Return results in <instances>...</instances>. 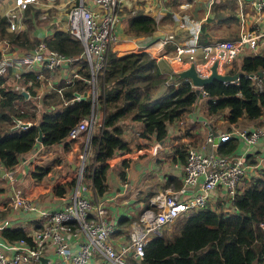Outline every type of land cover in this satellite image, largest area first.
Wrapping results in <instances>:
<instances>
[{"label": "trees", "instance_id": "1", "mask_svg": "<svg viewBox=\"0 0 264 264\" xmlns=\"http://www.w3.org/2000/svg\"><path fill=\"white\" fill-rule=\"evenodd\" d=\"M237 3V0L213 3L210 20L224 17L229 23L239 25ZM32 9L35 8L30 3L25 5L23 21L26 29L21 31L10 30L6 16L0 15V41L5 39L14 47L32 48L39 40L29 36L34 18L39 12L38 8L36 12H31ZM224 12L226 14L223 16ZM166 18L173 20L171 13H167ZM174 22L180 27L184 25L182 20ZM156 27L153 17L138 10L127 19L125 33L146 35L153 33ZM215 28L207 31L205 23H202L199 41L207 43L214 39H235L239 36L237 30H232L227 36H215ZM173 33L176 39V33ZM44 40L49 48L67 55L78 56L82 52L80 40L67 29L55 30L51 37ZM238 57L240 62L233 67L225 64L224 71L233 74L241 69L244 74L230 82L215 79L203 87L207 92L204 98L206 113L220 116L229 124L242 119H255L264 112V51L261 54L245 53ZM75 67L80 77L65 86L61 93L50 90L44 95L42 103L47 105V109L41 112L38 120L35 105L30 104V101L27 104L24 94L6 86L3 78H0V163L7 169L12 168L21 155L35 146L39 130L42 131V143L45 145L63 141L82 117L97 109L102 118L90 137L95 163L86 167L85 176L95 194L103 196L107 190V159L117 151L130 152L133 148L123 136L127 126L124 120L140 123L141 137L149 141H162L168 135L171 125L175 122L177 124L191 110L198 94L188 79H179L176 74L166 83L167 76L146 51L118 55L108 50L105 63L97 74L98 104L95 107L91 95L83 100H71L75 92L82 93L89 88L84 81V78L90 77L88 63L78 58ZM258 70L263 73L260 83L249 76ZM24 75L33 80L29 90L39 85L35 73L29 71ZM61 84L62 81L57 86ZM162 86V93L155 95ZM31 94H35V91L31 90ZM21 102L28 105V109H22ZM15 120L31 123L21 127L16 125ZM135 146L141 148L140 144ZM237 146L236 139H228L218 144L217 152L227 155L234 152ZM65 147H68V143ZM172 150L174 159L183 163L187 147L175 146ZM121 164L126 165L127 162L123 160ZM49 170L50 166L37 165L31 175L35 180H42ZM119 175L124 179V168L119 171ZM74 182L75 178L58 184L56 194L63 195L67 186H72ZM171 183L175 187L180 185L175 176L168 175L159 188L165 189ZM153 193L151 186L150 189L137 191L134 201L141 202L138 215L149 206ZM234 205L237 211L233 213L223 211L218 205L217 209L204 208L177 217L166 225L161 235L152 236L148 240L141 264H264V229L259 226L260 222H264V170L258 176L245 178L244 187L235 195ZM138 215L120 217L118 224H125L130 231V223L138 220ZM171 225L172 229L168 232L167 227ZM1 234L6 240L27 237L23 227H4Z\"/></svg>", "mask_w": 264, "mask_h": 264}, {"label": "built area", "instance_id": "2", "mask_svg": "<svg viewBox=\"0 0 264 264\" xmlns=\"http://www.w3.org/2000/svg\"><path fill=\"white\" fill-rule=\"evenodd\" d=\"M213 1L208 0V4H212ZM237 1L245 8L242 0ZM31 2L36 3L38 0H19L18 5L9 7L4 16L8 20L10 30L18 31L22 23L23 8ZM96 2L99 9H93L85 1L79 0L67 11V30L82 44V52L78 56L51 49L45 40L40 38L32 50L29 49L30 51L21 53L10 51L1 55L0 78L5 77L12 68H17L13 71L14 83L9 87L21 93L25 92L28 100L39 96L37 93L41 87L45 94L50 90L61 93L65 86L80 77L75 61L81 58L86 60L90 71V77L84 78L89 85L88 90L84 92L87 96H92L96 107L97 74L105 63L107 51L111 50V45L118 40L116 27L119 21L117 0ZM249 3L259 13L264 10V0H250ZM238 16L240 24L238 38L201 43L199 41L201 21L187 14H172L174 20L183 21L182 25L188 29V36L182 42L176 41L174 33L171 32L159 40L157 49L148 52L157 63V60L164 56L171 67L166 83L171 81L174 73L186 69L191 63H194L197 74L205 77L209 75L214 60H217L218 71L223 72L225 64L244 51L261 54L264 47V32H260L254 23L250 27L245 24V14L241 8ZM167 43L174 45L173 52L159 54L161 47ZM145 48L138 46L136 52L145 51ZM198 50L200 56H197ZM54 70L61 72L64 70L60 86L46 75ZM29 71L35 73L39 80V85L31 89L35 94H31L29 90L33 80L24 75ZM253 77L260 83L259 76ZM191 86L195 88L194 85ZM200 91L203 93L202 97H207L203 87H200ZM82 94L83 92H75L71 100H80ZM48 108L50 109V106ZM259 117L255 118L259 121L252 128L245 125L242 127L237 122L229 124L224 129L209 128L201 144L187 145L186 158L181 165V185L178 188L170 186L155 193L149 200V206L140 211L138 220L117 245L113 242L117 229L116 222L107 214L105 199H93L86 193L89 183L85 176L89 140L84 139L82 150L77 154L79 162L76 166L75 182L69 200L61 208L51 210L40 206L34 200L22 196L20 188H14L13 206L26 212H37L38 226L26 231V238L0 240V264H141L148 240L152 236L161 235L166 225L177 217L204 208L217 209L218 205L228 213L237 211L234 198L244 187L245 178L258 176L264 170L259 168L264 164V154L254 158V161L249 158L250 148L264 137V112ZM97 121L96 109L82 117L70 129L66 138L76 140L82 137L83 133L90 132L91 126L97 124ZM15 122L21 127H27L31 123L19 120ZM24 123L26 125H23ZM179 124L184 128L181 121ZM233 138L243 143L244 148L241 152L234 151L227 155L217 152L218 144ZM215 139L218 142H214ZM16 171L15 167L4 169L5 176L13 183H16ZM8 226H11L10 220L2 219L0 230ZM259 226L264 229V222H260ZM40 256L47 257V261H41Z\"/></svg>", "mask_w": 264, "mask_h": 264}, {"label": "crops", "instance_id": "3", "mask_svg": "<svg viewBox=\"0 0 264 264\" xmlns=\"http://www.w3.org/2000/svg\"><path fill=\"white\" fill-rule=\"evenodd\" d=\"M82 1H85V3L93 9H99V4L96 2V0ZM220 1L224 0H214L213 3H217ZM78 2L79 0H38V2L36 3L31 2V5L35 8L32 9L31 12H36V8H38L39 12L37 14V17L34 18V25L29 33V36L38 39H47L53 35L55 30L67 29V11L71 5ZM241 2L245 3V8H243L241 4L237 3V15L239 9L241 8V10L245 14V24L250 27L252 26V23H254L260 32H264V10L260 11V13L257 10H254L249 3L250 0H242ZM213 3L209 5L208 0H117L119 21L117 23L116 33L118 36V40L111 45V50L120 55L126 52H136L137 47L142 46L146 47L145 51L150 52L149 50H151L153 52L159 47V40L173 31L176 33V39L182 42L188 36V29L185 26H183V28L178 24L175 25L174 20H168L166 18L167 13H175L178 15L188 14L194 19L200 20L201 24L205 23L207 31L216 27L215 36H227V34L232 30L239 31L240 24H231L229 23L230 21H226L224 17L221 19L214 18L213 20H210V17H212L211 8ZM18 4L19 0H0V15L6 14V11L9 9V7ZM138 10L155 19L157 27L153 33L146 35H129L125 33V29L127 27V19L131 15H134ZM24 11L25 8H23V16ZM225 14L226 13L224 12L222 15L224 16ZM23 16L21 21L22 23L18 31L26 29V24L23 21ZM208 17L209 19L206 21ZM45 18H48V20L45 22L39 20ZM173 48L174 45L172 43H167L165 46L161 47V50L158 53L171 54L174 50ZM29 49L32 50L31 48ZM29 49L14 47L13 44H9L5 39H2L0 41L1 55L9 53L10 51L19 53L30 51ZM245 53L250 52L244 51L241 54ZM157 61L160 69L168 77L171 67L169 66L165 57L162 56ZM14 70H17V68H12L9 73L5 77H3L4 84L6 86H10L14 83ZM174 74L177 75V73ZM46 75L50 77L53 82L60 83L64 77V70L62 72L59 70H54L51 72V74L46 73ZM163 89L164 87H160L157 92H162ZM37 95L39 96L29 100L26 99L25 96L24 100L27 102V104L30 101L35 105L36 117L38 120L41 117V112L44 111L42 109L47 108V105H44L42 103L45 95L42 87ZM204 98L205 97L199 99L197 98V101L193 105L191 110L186 112L182 119L179 120V122L181 121L184 124V128L180 127L179 122L177 124L175 122L171 125L168 135L162 141H149L144 137H141L139 135L141 131V124L138 122H131L128 119L124 120V123H126L127 126L123 132H126L129 128H132V132L135 131L134 133L136 135H139V137H137L138 142H135V144L141 143V148H138V146L132 144L130 136L125 137L123 135L124 138L129 141L130 145L133 146L130 152L140 154L143 153L142 151H148L146 152L148 153L147 156L149 157L148 163L152 164L153 162L152 166L158 168V170H153V174L155 173V177L158 180H150L149 178L153 175L143 174V166L137 165L138 162H135L136 158H133L131 162H128L130 164L135 162L131 167L136 168V178L138 176L141 177V186L138 190L145 188L150 189L151 186L153 187L154 191V193L151 195L152 197L159 190H164L159 187L162 183L165 182V178L168 175L175 176L178 184L181 185L182 163L178 159H174V153H172L173 147H183L189 144L199 145L202 143L203 138L208 132L209 128L222 129L221 127H228L229 123L223 120L222 117H214L206 113ZM22 105L20 104V107L24 110L28 109L29 107L28 105L24 104V102L22 103ZM101 118L102 114L98 112V123L101 121ZM258 121L259 119H242L240 121H237V123L239 125H245L252 128ZM83 140V136L76 140L66 138L63 141L51 145H44L42 141H37L35 146L28 152L21 155L20 160L13 166L17 169L15 175L16 183H13L7 179L5 173L2 172V170H4L6 167L2 166L0 163V222L2 219H9L11 223L10 227H23L25 231H31L33 228H36L38 226V220H36L37 212H26L19 207L15 208L13 206L12 202L14 188L17 187L21 189L22 196L34 200L40 206L47 207L51 210L61 208L66 203V201L69 200L73 186H67L66 191L63 195L56 194L55 188L58 186V184L70 181L74 178L76 166L79 162V160L77 159V154L82 150ZM180 140H182V142L188 140L194 141L184 142L183 145H178V141ZM66 143H68L67 148L65 147ZM155 144H161L164 146L162 147L161 154L159 152V145L158 149L154 151L153 146ZM243 148V143L238 142V146L235 151L241 152ZM262 154H264V137H261L259 142L255 146H252L250 148L249 158L254 161V158ZM142 155L143 154L139 156ZM114 156L110 159H107V163L109 165V168L111 169L116 166V164L114 163L116 157ZM92 157L88 166H92L95 163ZM37 165L48 167L50 166L49 172L43 177L42 180H35L31 175V171L34 170ZM259 168L264 169V164ZM130 170L126 173L129 180L131 179ZM110 171L111 170H109L110 175L108 179L109 182L114 185L110 186L109 191L106 194H104L103 196H97L89 181L86 193L93 199H105L107 214L116 222L117 229L113 236V242L115 245H117L125 236L126 229L125 224H118V219L123 216L131 217L138 215L139 209L141 207V202L134 201L135 196L133 195L137 192L127 187V182L120 179L119 173L113 170L111 172ZM142 178L145 179L142 180ZM149 181H153V183ZM124 183L126 185H124ZM171 184L172 185L170 186H173L174 188H178L180 186L179 185L178 187H175L174 183ZM189 193L191 192L189 191ZM135 221L132 220V222L130 223L131 227ZM0 240H6L2 236L1 230Z\"/></svg>", "mask_w": 264, "mask_h": 264}, {"label": "rangeland", "instance_id": "4", "mask_svg": "<svg viewBox=\"0 0 264 264\" xmlns=\"http://www.w3.org/2000/svg\"><path fill=\"white\" fill-rule=\"evenodd\" d=\"M188 15V14H187ZM189 17H191L190 15H188ZM193 18V17H192ZM40 21H43V22H45V21H47L48 20V18H45V19H39ZM223 39H225V38H223ZM226 39H230V38H226ZM264 48V47H263ZM261 49V51H264V49ZM123 54V53H122ZM201 55V53H200V51L198 50L197 51V56H200ZM200 59H202V57L200 58ZM238 62H240V60H239V57L236 59V60H234L233 59V61L231 60L230 62H228V64H231V67H233L234 66V64H238ZM223 72H225L224 70H223ZM162 87H164V86H162ZM159 90V89H158ZM164 90V89H163ZM162 90V91H163ZM160 93H162L161 91L160 92H157L155 95H159ZM206 98V97H205ZM22 103V102H21ZM30 104H32V102H30ZM22 105V104H21ZM22 106H24V105H22ZM42 110H45V108L44 109H42ZM98 125V121H97V124H95V125H93V126H91V130H90V132L89 133H83V139H88L89 140V146H88V148H87V151H86V155H87V165L90 163V159H91V157L93 156V152H92V147H91V144H90V137H91V134H93L94 132H95V130H96V126ZM240 126H242V127H245V126H243V125H240ZM222 129H224L225 127H221ZM135 131H133L132 132V128H129L126 132H124V136L125 137H129L130 136V140H131V142H132V144L134 145L135 144V142H138L137 141V137H139V135H136L135 133H134ZM191 141H194V140H188V141H184V142H191ZM184 142H182V140H180V141H178V145L179 144H184ZM147 143V142H146ZM141 144V143H140ZM159 145V152H160V154H161V152H162V147H164L163 145H161V144H158ZM195 145V144H194ZM153 149H154V151H156L157 149H158V146L156 147L155 145L153 146ZM134 151V150H133ZM143 153H140V154H138V153H135V152H130V153H127V152H125V153H122L121 151L119 152V151H117L116 152V154H115V156L114 157H116V159H115V164H116V166L114 167V168H108V170H107V179H106V182H107V190H106V192H105V194L109 191V188H110V186L112 185H114V184H111V182H109V179H108V177H109V170H113V171H116L117 173H119V171L122 169V168H124V176H123V178L124 179H122V181H126L127 182V187H129V188H131L132 190H134V191H138V189L140 188V186H141V177L140 176H138L137 178H136V168H133V167H131V166H133V164L136 162H138V164L137 165H142L143 167H142V173L143 174H152L153 176H151L149 179L150 180H153V179H155L156 181L158 180L156 177H155V173L153 174V170H158V168H156V167H154V166H152V164H153V162H152V164H150V163H148V153H146V152H148V151H142ZM141 154H143L142 156H139V155H141ZM119 158V159H118ZM133 158H136V161L134 162V163H132V164H130V163H128V162H131V160L133 159ZM113 159V158H112ZM122 159L123 160H126V162H127V164L126 165H124V164H121V162H122ZM137 167V166H136ZM131 169V170H130ZM130 170V175H131V179L129 180L128 179V177H127V171H129ZM110 171V172H111ZM164 172V171H163ZM120 177V176H119ZM147 178V177H146ZM88 179V178H87ZM86 179V180H87ZM120 179H121V177H120ZM145 178H142V180H144ZM149 182H152L153 183V181H149ZM148 182V183H149ZM133 196H136V193L133 195ZM168 229H167V231L168 232H170V230L172 229V225L171 226H169V227H167ZM128 232H129V230H128V227L126 226V229H125V235H127L128 234Z\"/></svg>", "mask_w": 264, "mask_h": 264}, {"label": "water", "instance_id": "5", "mask_svg": "<svg viewBox=\"0 0 264 264\" xmlns=\"http://www.w3.org/2000/svg\"><path fill=\"white\" fill-rule=\"evenodd\" d=\"M242 74H244V73L241 69L237 70L233 74H228L225 72H219L217 69V60H214L210 66L209 75H207L205 77L199 76L197 74L194 63H191L190 66L187 67L186 69L178 71L177 77L179 79H188L191 82V84L195 86V91L198 94V99H199V98H202V96H203V93L200 91V87H204L206 84L211 83L215 79L219 80V81H223V82L235 81ZM254 75L261 77L263 75V73L261 70H258L255 74L254 73L249 74L250 77H253ZM22 93L24 95H26L25 92H22ZM86 95H87V93L84 92L80 96V99L81 100L85 99ZM23 125H26V123H24ZM42 138H43L42 131L39 130L36 140L40 142V141H42ZM214 142H218V140L215 139ZM2 172H4V170H2ZM40 259L43 262L47 261V257H45V256H40Z\"/></svg>", "mask_w": 264, "mask_h": 264}, {"label": "clouds", "instance_id": "6", "mask_svg": "<svg viewBox=\"0 0 264 264\" xmlns=\"http://www.w3.org/2000/svg\"><path fill=\"white\" fill-rule=\"evenodd\" d=\"M174 20V19H173ZM176 21V20H175ZM147 52V51H146ZM84 93V92H83ZM23 94V93H22ZM26 96V95H25ZM86 97H87V95H86ZM81 100V99H80Z\"/></svg>", "mask_w": 264, "mask_h": 264}]
</instances>
